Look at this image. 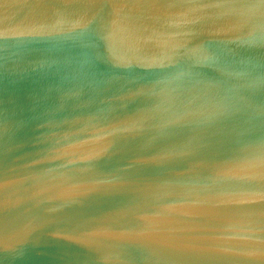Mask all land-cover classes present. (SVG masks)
<instances>
[{
  "label": "water",
  "instance_id": "water-1",
  "mask_svg": "<svg viewBox=\"0 0 264 264\" xmlns=\"http://www.w3.org/2000/svg\"><path fill=\"white\" fill-rule=\"evenodd\" d=\"M0 264H264V0H0Z\"/></svg>",
  "mask_w": 264,
  "mask_h": 264
}]
</instances>
